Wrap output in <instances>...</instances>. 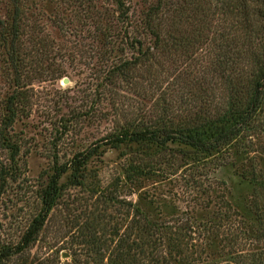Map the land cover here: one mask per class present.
Here are the masks:
<instances>
[{
  "label": "trees",
  "instance_id": "1",
  "mask_svg": "<svg viewBox=\"0 0 264 264\" xmlns=\"http://www.w3.org/2000/svg\"><path fill=\"white\" fill-rule=\"evenodd\" d=\"M112 2L114 17L89 5L84 19L89 54L86 70L79 73L90 85L88 106L69 114L78 123L96 121L107 100L113 105L105 112L108 118L118 115L115 100L124 86L137 89L144 102L154 97L153 106L150 111L144 106L68 162L54 165L20 242L0 244V264L36 241L68 188L99 184L94 162L112 151L120 161V193L141 189L145 174L175 176L183 169L197 178L203 170L209 182L198 179L199 186L192 185L200 194L193 196L195 205L186 218L169 219L159 214L161 208L154 214L150 205L129 212L125 229L109 239L93 229L91 242L103 243L100 264H264V0H156L148 8L144 0L143 5L139 0ZM79 3L82 8L84 2ZM10 4L0 15V147L11 157L10 166L0 167V196L6 181L21 177L22 146L13 129L32 114L34 83L65 77L61 64L67 59L63 49L57 52V44L42 36V26L27 33L22 0ZM55 19L67 33L71 25ZM174 55L185 66L168 69L164 60ZM198 66L203 71L197 77ZM239 157L251 162L249 168L239 165L238 172L253 189L249 216L228 200L225 172L237 167Z\"/></svg>",
  "mask_w": 264,
  "mask_h": 264
},
{
  "label": "rangeland",
  "instance_id": "2",
  "mask_svg": "<svg viewBox=\"0 0 264 264\" xmlns=\"http://www.w3.org/2000/svg\"><path fill=\"white\" fill-rule=\"evenodd\" d=\"M80 1L22 0L25 30L32 34L33 26L40 25L44 28L42 36L55 42L57 52L63 49L62 54L67 56L65 63L61 64L66 74L62 75L65 76L63 78L55 75L53 80L50 77L34 83L32 114L29 119L19 121L13 129L14 140H21L22 152L17 160L21 177L17 181H6L2 189L4 194L0 196L2 246L17 245L20 242L30 221L38 212L40 186L47 182L48 174L56 163L61 166L68 162L73 154L87 149L92 143L112 133L116 126L138 116L144 106L150 111L154 103V97L144 102L137 95V89L124 86L118 90L119 95L115 100L120 110L118 115L114 114L108 118L105 112H110L113 105L107 100L104 103L106 107L103 109V115H99L96 121L78 123L75 115L69 114L72 110L80 111V106L85 112L88 106L90 85L79 73L83 74L86 70L84 64L89 54L85 53L90 42L86 32L88 21H84L89 5L95 6V12L102 16L107 12L111 13L115 8L112 0H91L90 3V0H82L84 6L79 8ZM141 4L143 5V2ZM155 4L156 0H144L146 8ZM11 8L10 0H0V15L4 16ZM112 15L114 17V12ZM55 18L62 19L65 25H71L67 33L60 30ZM185 28L190 30L188 25ZM74 56L76 62L72 61ZM182 63L175 55L164 60L165 66L170 70ZM202 71L203 68L198 66L196 76ZM163 74L169 75L168 72ZM171 78L170 75L167 76L166 81H171ZM65 79L69 80L68 84H64ZM2 86L0 80V87ZM166 86L167 83L162 87ZM64 115L67 118L62 119ZM10 158V152L0 147V167L10 166ZM244 160L242 157L236 158L237 167H227L225 177L230 189L228 200L236 210L249 216L247 208L252 200L253 189L238 175L239 165L241 167L243 163L246 168L251 165V162ZM93 168L100 171L99 184L93 187L68 188L60 204L49 215L36 241L23 253L15 255L4 264H100L103 255L102 248L98 247L103 243L95 245L91 242L93 229L98 227L99 238L109 239L111 233L125 229L129 212L134 208L150 205H153V212L154 209L161 208L159 214L163 213V216L169 219L186 218L190 208L195 205L192 202L193 196L200 194V191L192 189V185L199 186L198 179L201 183L209 182L202 176L205 171L202 170L200 177L197 174V178L187 169H183L175 176L145 174L139 179L141 189L120 193L117 184L122 182L119 178L122 172L119 171L120 161L115 151L94 162ZM214 208L211 207L207 212L213 211ZM234 218L232 217L233 220ZM221 232L227 235L225 230Z\"/></svg>",
  "mask_w": 264,
  "mask_h": 264
},
{
  "label": "water",
  "instance_id": "3",
  "mask_svg": "<svg viewBox=\"0 0 264 264\" xmlns=\"http://www.w3.org/2000/svg\"><path fill=\"white\" fill-rule=\"evenodd\" d=\"M69 83V80L68 79H65L64 80V84H68ZM66 258V256H64Z\"/></svg>",
  "mask_w": 264,
  "mask_h": 264
}]
</instances>
